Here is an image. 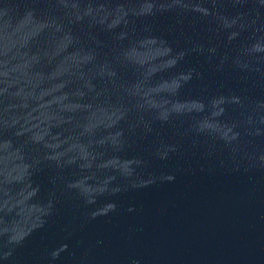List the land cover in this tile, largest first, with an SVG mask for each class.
<instances>
[{
    "label": "water",
    "instance_id": "95a60500",
    "mask_svg": "<svg viewBox=\"0 0 264 264\" xmlns=\"http://www.w3.org/2000/svg\"><path fill=\"white\" fill-rule=\"evenodd\" d=\"M0 264H264V0H0Z\"/></svg>",
    "mask_w": 264,
    "mask_h": 264
}]
</instances>
